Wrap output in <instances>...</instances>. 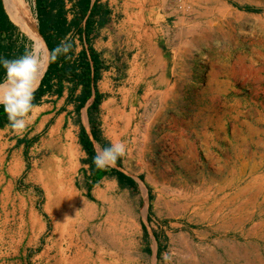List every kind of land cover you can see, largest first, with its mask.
Segmentation results:
<instances>
[{
  "label": "crops",
  "instance_id": "1",
  "mask_svg": "<svg viewBox=\"0 0 264 264\" xmlns=\"http://www.w3.org/2000/svg\"><path fill=\"white\" fill-rule=\"evenodd\" d=\"M87 5V15L83 19V22L88 19L87 37L82 40L84 43L87 40L92 53L87 50H82L85 51L82 53L87 59L92 56L98 65L96 69L100 77L97 86L95 85L97 94L94 92L85 97L80 95V90L64 87L63 82L58 81V74L54 70L47 85L51 86L52 93L49 98L46 97L45 104L33 107L27 117L28 127L24 131L14 130L9 125L0 128V264H60L59 247L63 245L70 253L66 262L75 263L76 261L71 260L72 250L77 248L76 252L80 253L86 246V239H89L86 227L96 222L104 204L112 200L121 203L119 191L125 192L123 187L126 185H129L131 191L137 192V198L140 195L147 202L145 216L142 215L144 211L140 212L139 209L140 215H137V219L132 217L131 220L136 234L148 235L151 264L158 262L160 248H163V253L168 251L171 256L170 264H227L232 256L215 255L220 243L213 237L217 232L225 235L229 226L216 228L217 231L198 226L193 217L185 215V207H190L192 203L191 200H181L186 195L184 190H172L169 187V190L161 192L162 200H156V203H160L164 211L155 213L154 208L152 212L156 219L150 216L153 222L149 221L146 215L150 212V187L152 188L148 169L150 163L146 164V170L133 175L126 172V163L117 159L115 165L103 168L106 176L91 175L92 162L85 157L86 145L89 151L97 154L101 146L105 147L108 142H130V149L136 150L137 155L140 154L136 159L139 163L145 159L144 152L150 153L149 160L152 158L155 143L152 135L155 130H188V127L182 129L180 126L176 129L171 126V104L176 102L178 96L175 95L177 84L172 76L174 67L171 66L172 26L169 0H150V6L140 0H89ZM116 13H119L120 20L115 18ZM66 18L70 22L73 16L68 15ZM133 19L137 23L136 28L133 26ZM125 25H129V31H136L134 37L138 40L147 38L146 33L150 31L149 45H141L139 41L136 43V50L130 49V58H125L126 68L114 60L111 63L114 68H109L110 73H107L108 70L104 67L106 64L103 66L102 61L112 57L114 47L109 42L113 36H125ZM4 36L2 34L1 39ZM13 38L16 39L15 36ZM125 38L133 39V34L122 39ZM40 39L44 43L41 37ZM115 45H121L118 47L120 49L123 43L119 41ZM25 51L26 48L20 46L17 53L14 52L13 58L19 57ZM80 54H74L75 63L78 62ZM13 58L11 56L10 59ZM88 68V71L92 70L90 62ZM47 69L48 66L45 72ZM216 79L214 74L211 80ZM89 81L92 82V79ZM61 86L64 89L62 93H56ZM231 91V86L226 83H221L219 88H213L209 84L205 91L210 96L209 100L206 103L203 100L202 108L196 112L194 121L198 125L197 130L206 136V140L201 142V151H205V158L213 156L211 147L219 141V130H234L230 133L232 137L236 135L235 128L247 130V137H250L251 130H248L245 122L261 123L258 142L264 145V107L261 111L254 110L252 116L250 113L238 123L236 107L233 103L229 105L235 101L229 96ZM221 101L224 103L221 104ZM230 119L231 125L228 127ZM142 130L144 131L140 133ZM43 134L53 136L52 142L55 143L57 151L62 152L69 145L70 151L76 152L77 165L70 175L68 192H58L52 198V207L46 204L42 210L44 213L39 214L33 212L31 207L28 208V192L21 190L20 183L26 168L23 155L28 150L39 148L37 142H43ZM36 136H40L38 141L34 138ZM181 143H189V149L193 150L190 140ZM50 150L53 149L50 147ZM53 159L56 161L55 166L59 167V159ZM34 165L35 169L38 167L40 170L44 166L42 160L36 161ZM259 165L264 166V162ZM111 173L115 176L110 177ZM259 176L263 178L264 174ZM56 180L58 182V177ZM263 182L264 178L259 183ZM202 194L205 197L206 193L195 194L197 200L200 201ZM213 194L209 192L208 196ZM240 196L244 197L245 193H230L233 200ZM247 198L250 196L247 195ZM263 212L261 211L262 214ZM46 217L50 220L49 228L44 220ZM156 228L163 232L166 242L155 239L152 230ZM173 229H178V245L171 242ZM46 234L48 236L44 237ZM223 245L228 246L224 242ZM182 248L186 252L185 257L181 254ZM172 250L180 253L172 256ZM162 263L164 264L163 261Z\"/></svg>",
  "mask_w": 264,
  "mask_h": 264
},
{
  "label": "rangeland",
  "instance_id": "2",
  "mask_svg": "<svg viewBox=\"0 0 264 264\" xmlns=\"http://www.w3.org/2000/svg\"><path fill=\"white\" fill-rule=\"evenodd\" d=\"M62 1L66 17L74 16L75 11L76 14L78 13V9L75 7L77 0ZM169 2L172 26L171 66L174 67L172 76L177 84L175 95L178 96L176 102L171 104V126L176 129L180 126L182 129L188 127V130H155L152 135V140L155 143L151 142L154 143V151L151 153L150 160V153L144 152V162L138 163L136 159L140 154L137 155L136 150L130 149L132 146L130 142L126 143V154L118 160L125 162L128 168L126 172L133 175L146 170V164L150 163L148 169H150V186L152 188L150 187V212L146 217L151 222H153L150 220L151 217L156 219L152 212L154 208L155 213L164 211L163 206L160 203L157 204L156 200L161 201V192L169 190V187L172 190H184L187 194L200 189L199 181L206 174L220 172L227 175V173H231V191H227V198L222 200L223 195L218 192L222 187L221 184H213L210 192L215 194L210 196L214 200L206 210L211 209L214 205V210L219 209L226 203L229 206L233 205L232 210L228 214L214 213L211 217H215V222L205 223L206 226H198L217 231L216 228L224 227V222H227L229 225L227 233L223 235L222 232H217L213 237L220 243L217 253L214 252V254L224 257L232 256L227 260V264H264V213H261L264 211V204L262 205V202L264 203V182L259 183L253 180V177L264 174V166L258 165L254 172H249L251 165L248 159V156H252L255 152L264 153V145L258 143V130H251L250 145L238 144L231 139L230 133L234 130H219V141L215 145L212 144L211 147L213 156L206 157V159L203 155L205 151H201V148L203 149L201 142L206 140V136L197 130L198 125L196 126L194 121L196 112L202 108L203 100L204 103L209 100L210 96L205 93L209 84L213 88L217 86L219 88L221 83L231 86L232 91L229 96L235 101L229 105L232 103L235 105L236 116L239 117L238 123L248 117L250 113L252 116L254 110H256L255 112L261 111L264 107V0H169ZM27 3L38 31L34 0H27ZM3 6L9 20L16 26L10 12L12 0H3ZM116 17L119 20L121 18L119 13H116ZM83 19L75 27L68 24V32L63 37H57L59 45L62 42L71 45L70 51L66 54V61L67 67L73 70V73H58V81H62L64 87L80 90V95L87 97L94 92L97 94L96 83L100 76L96 69L98 65L88 71L89 68L85 65L83 68L80 67L73 59L74 54L85 52L82 50L92 53L87 40L85 43L82 40L87 37V34L84 33L86 25ZM133 26L134 28L138 27L134 19ZM16 27L14 34L16 39L13 42L14 52L17 53L20 46H24L26 51H32V42L24 37L18 26ZM129 29V25L127 27L125 25L124 30L127 33H124L123 37L126 35L130 37L133 34V39H122L123 37L120 36L111 38L109 43L114 47L112 57L102 61L103 66L106 64L104 66L106 70L114 68L111 64L114 60L126 68L125 58H130V49L136 50V43L139 41L142 43L141 45H149L150 31L146 33L147 38L138 40L134 37L136 31L134 29L129 31ZM177 35L178 37H175ZM37 39L38 44L42 47H37L39 60L42 59L41 49L46 50V47L40 42L39 37ZM119 41L123 43L120 49L118 47L121 45H115ZM49 56L48 51L45 70L49 65ZM50 69L52 71L53 68ZM107 73H110L109 70ZM214 74L217 79L212 81ZM90 78L92 82L89 81ZM39 87L40 80L36 90ZM42 90L45 93L36 99L34 107L45 104L52 93L51 86L45 89L41 87L40 91ZM63 90L61 86L56 93L60 94ZM94 105L97 104L94 103ZM248 123L257 124V122L251 121L245 122V125L247 126ZM230 125L231 119L228 127ZM45 130L47 131V129ZM235 132L240 138L248 136L247 130H235ZM42 137L43 142H37L39 147L37 150H28L23 155L26 168L20 183L21 190L28 192V208L31 207L33 212L39 214L44 213L42 210L46 204L52 207V198H55L58 192H68L70 175L75 169L74 166L77 165L76 152L65 151V154L69 153L66 156L64 149L62 152L56 150V145L52 142V135L44 136L43 134ZM34 138L38 141L40 136ZM123 139L125 140L124 136ZM186 140L191 141L192 151L189 149V143H181ZM109 144V142L106 143L105 147ZM50 147L53 150H50ZM86 147L88 146H85L84 152L87 154V159L92 162L91 175L94 177L106 176L103 168H97L93 163L96 153L92 150L89 151ZM242 153L246 154V157L240 159ZM56 157L59 159V167L55 166L56 161L53 158ZM38 160H42L44 164L41 170L38 167L35 169L34 164ZM50 162L52 165H47ZM255 162L259 161L255 160ZM113 176L115 174L111 173L110 177ZM56 177H58V182ZM245 178L248 181L242 182V179ZM183 182L186 184L181 186L180 183L184 184ZM123 189L125 192L119 191L121 203L118 204L117 201L112 200V202L104 204L100 208L96 222L86 227L89 239H86V246L80 253L76 252L77 248H73L71 260L76 262L71 264H151L148 235L136 234L131 220L132 217L137 219L139 209L140 212L144 211L142 215L145 216L147 202L140 195L137 198V192L131 191L129 185ZM238 192L245 193V196L234 200L230 198V193ZM247 195L250 198H247ZM181 200L187 201L186 199ZM203 201L201 196L199 202ZM187 208L185 207L184 210ZM44 220L48 228L51 227L50 220L47 217ZM217 222L223 223V225L220 226ZM154 224L157 227L155 222ZM248 232L250 236H248ZM152 234L158 242H166L163 232L157 228L152 230ZM177 234L178 229L171 231V242L178 245ZM47 236L48 234L44 235V237ZM190 239L192 240V238ZM223 242L228 246H222ZM182 250L181 254L185 257L186 252L183 248ZM162 253L163 248H160L156 264H163ZM177 253L180 251L172 250V256ZM67 255H70L68 248L65 245L59 247L60 264H68L66 262Z\"/></svg>",
  "mask_w": 264,
  "mask_h": 264
},
{
  "label": "clouds",
  "instance_id": "3",
  "mask_svg": "<svg viewBox=\"0 0 264 264\" xmlns=\"http://www.w3.org/2000/svg\"><path fill=\"white\" fill-rule=\"evenodd\" d=\"M70 48V44L62 42L50 53V60L54 61L60 54H67ZM37 65L38 58L32 51H25L13 59L0 56V110L7 115L9 126L17 131H24L29 124L27 117L34 107ZM126 151L125 142H111L107 147L101 146L100 151L93 157V163L101 169L113 166ZM162 261L170 264L171 256L168 252L162 253Z\"/></svg>",
  "mask_w": 264,
  "mask_h": 264
},
{
  "label": "bare ground",
  "instance_id": "4",
  "mask_svg": "<svg viewBox=\"0 0 264 264\" xmlns=\"http://www.w3.org/2000/svg\"><path fill=\"white\" fill-rule=\"evenodd\" d=\"M142 1L146 2V4L148 6H150V0H142ZM221 11H222V9H221ZM10 12H11L12 18H13L16 26H18V28L21 30V32L32 42V47H33L32 52H34L38 58L39 50L37 49V47H41V46L37 42L38 41V39H37L38 33H37V29H36V23H35V19L32 17L31 11L28 7L27 0H12V6L10 8ZM41 52H42V54H41L42 59L40 58L38 60V65H37V69H36V73H35V80H34L35 87L37 86V84H38V82H39V80H40V78H41V76L45 70V67H46L47 52H46V50H43V49H41ZM246 127L248 128V130H259L261 127V123H259V122H257V124L248 123ZM193 131H195V130H193ZM257 135H258V132H257ZM259 136L260 135H258V141H259ZM231 139H232V136H231ZM233 140H235L236 143H238V144L240 143L242 145H247L248 143H250L252 141L251 136L250 137L244 136L243 138H240L238 135H234ZM65 151L70 152V146L69 145H67V147L64 148V154H65ZM65 155L68 156L69 153H66ZM245 157H246V154L242 153L240 155V159H243ZM248 159H249V161H250L249 163L251 165V166L249 165L250 166L249 172H251V171L254 172L256 170L255 168L260 164V162H264V153L261 151L255 152L252 154V156L249 155ZM255 160H258L260 162H255ZM47 165H52V163L50 162ZM230 177H232L231 173H227V175H224V173L221 174L220 172H214L212 174L204 175V178L200 179V181H199L200 189L193 190V191L187 193L186 195H184L183 198H181V199H186L187 201L191 200V203H192V205L190 207H188L187 210H185V215L193 217V220H194V222H196L197 225L206 226L205 223H212V222L216 221L215 217H211L212 214H214V213L219 214L220 212L227 213L230 210L231 206L226 205L227 203L224 204L225 202L223 203L224 205H222L219 209L214 210L215 205L209 210H206V209H207V206H209V207L211 206L210 203H212L214 200L213 197L208 196L213 184H215V183L221 184L222 187L220 186L221 189L218 192L223 195L222 200L227 198V196H228L227 191H231V183H232L231 180H232V178H230ZM263 178L258 175V176L253 177V180L256 182H260V180ZM245 180L248 181V179L245 178V179H242V182H244ZM183 183L184 184L180 183V185L183 186L186 184V182H183ZM197 192L206 193L205 197H203L204 194H202V198L204 200L203 202H199L197 200V197L195 195V194H197ZM189 212L192 214H187ZM222 224L223 223H221L220 225H222ZM225 226H229L227 224V222H224V227Z\"/></svg>",
  "mask_w": 264,
  "mask_h": 264
},
{
  "label": "trees",
  "instance_id": "5",
  "mask_svg": "<svg viewBox=\"0 0 264 264\" xmlns=\"http://www.w3.org/2000/svg\"><path fill=\"white\" fill-rule=\"evenodd\" d=\"M34 2L36 20L38 23V32L40 37L44 40L47 50L49 53H51L57 46H59L57 37H63L68 32L67 25L70 24V26L75 27L79 21L84 18L88 11L87 4L89 3V0H77V5L75 7L78 9V13L76 14L75 11L73 19L70 22H67L64 12V3L62 0H34ZM3 7L2 0H0V56L10 59L11 56L12 58L15 56L13 37L17 27L11 23L8 15L5 12V8ZM85 25L84 33H86L88 29V19L85 20ZM2 34H5L4 39H1ZM40 37L39 40L44 45ZM89 62L94 65L92 66L93 70L96 66V62L92 56L87 60V58H84V54L81 53L77 64L82 68L84 65L88 68ZM59 63L60 66H58ZM51 67L53 68L52 71L50 69ZM54 70L57 74L73 73L72 68L67 67L66 54H60L54 61L49 59L48 69L40 81L39 89H37L34 93L33 104L35 103L36 99L45 93V91H40V89L41 87H44V89L47 88L50 76ZM4 125H9V121L7 115L2 110H0V128H2Z\"/></svg>",
  "mask_w": 264,
  "mask_h": 264
},
{
  "label": "water",
  "instance_id": "6",
  "mask_svg": "<svg viewBox=\"0 0 264 264\" xmlns=\"http://www.w3.org/2000/svg\"><path fill=\"white\" fill-rule=\"evenodd\" d=\"M2 5H3V0H2ZM4 8V7H3ZM38 35L40 36L39 32L37 31Z\"/></svg>",
  "mask_w": 264,
  "mask_h": 264
}]
</instances>
